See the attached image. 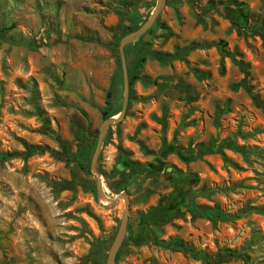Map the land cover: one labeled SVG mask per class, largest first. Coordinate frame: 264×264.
<instances>
[{
	"label": "rangeland",
	"instance_id": "obj_1",
	"mask_svg": "<svg viewBox=\"0 0 264 264\" xmlns=\"http://www.w3.org/2000/svg\"><path fill=\"white\" fill-rule=\"evenodd\" d=\"M157 1L0 0V264H106L125 201L99 198L81 162L91 170L110 89L123 107L120 37ZM131 46L129 64L146 60L97 162L106 194L130 197L117 264H206L154 236L216 264H264V0H167ZM225 140L249 153L188 160ZM191 200L232 217L213 223ZM165 201L170 214L145 227Z\"/></svg>",
	"mask_w": 264,
	"mask_h": 264
},
{
	"label": "trees",
	"instance_id": "obj_2",
	"mask_svg": "<svg viewBox=\"0 0 264 264\" xmlns=\"http://www.w3.org/2000/svg\"><path fill=\"white\" fill-rule=\"evenodd\" d=\"M145 22H146V20H145ZM139 27H136L134 30L138 29ZM128 29H131V27H128ZM131 31H133V30L131 29ZM128 33H130V32L125 31L124 34L120 37V39L124 38ZM149 33H150V31L145 36L140 38L137 42H135L134 47L138 49V48H140V46L142 44L143 45L146 44V38L149 35ZM131 45H129L126 48L127 60H128V53L131 51L130 50V48L132 47ZM186 53H188V50L178 52L174 56L160 57V59H162V60L181 59L186 55ZM145 60H146V57H145L144 52L139 50L136 59L132 63H130V64L128 63L129 80H130V86L131 87L134 85V83L136 81H138L140 79L141 72H142V66H143V63L145 62ZM120 66H121V64H120ZM121 68H122V66H121ZM130 97H131V95H130ZM106 105H107V107L102 112V116L105 120L108 118H111V117H113V116H115L121 112L120 109L118 110L115 108V93H114L113 89H110L107 93ZM225 149L238 151L245 156L249 153V151L247 149H245L244 147L237 146L235 143H232L229 140H225V141H222L218 146H215V147L208 146V147L200 148L196 153H193L188 160L195 159L196 157H200L203 154H213V153H219L224 157L225 160H227V158L224 154ZM10 155L11 154L0 155V158L4 159ZM84 159L85 160H82V162H81L82 167L91 176V170H90L91 160L88 157V154H86ZM118 171H123V170L118 169ZM190 204H191V207L189 209L193 214L206 217L209 220H211L213 223H216L217 221H226L232 217L231 215H217L215 213H212L211 210L205 209L203 207L196 205L193 200H191ZM169 214H170V210H169L168 202L167 201L161 202L155 208H152L147 213H145L141 218V222L145 227H149L150 225H160L162 223L161 219L165 215H169ZM132 236H133V229H132V226L129 225L128 226V232H127L125 241L123 243V246L127 245V243L130 241ZM153 242L157 246H161V247H165V248L180 249L184 253H188V254L194 256L195 258L202 260L206 264H216L215 260L213 258L208 257L203 252L195 251L193 248L187 246L184 242H182L179 239H172L170 241H166V240H161L157 236H154ZM120 253H121V250L119 251L118 256H117V262H118ZM226 255L229 257H234V256H236V253L232 252V251H227Z\"/></svg>",
	"mask_w": 264,
	"mask_h": 264
},
{
	"label": "water",
	"instance_id": "obj_3",
	"mask_svg": "<svg viewBox=\"0 0 264 264\" xmlns=\"http://www.w3.org/2000/svg\"><path fill=\"white\" fill-rule=\"evenodd\" d=\"M167 0H158L157 6L155 11L152 15L143 23L138 29L131 31L128 33L120 42L119 50L121 56V66H122V73H123V107L120 113L117 115L104 120L103 124L100 128L99 138L97 147L93 156L91 171L94 175L97 176V192L99 198L106 200L110 203H115L119 199H123L125 201V212L118 229V232L114 238V241L110 247L106 264H117V256L119 251L121 250L123 243L125 241L128 226H129V212H130V197L128 193L123 192L115 197H109L106 192L104 191L102 185V176L100 172L97 170V162L101 153V149L103 146L105 134L109 127L114 124L121 122L124 117L126 116V112L130 102V95H131V86L129 80V69H128V61H127V54L126 48L137 42L140 38L145 36L155 25L157 22L161 12L163 11L164 7L166 6Z\"/></svg>",
	"mask_w": 264,
	"mask_h": 264
}]
</instances>
